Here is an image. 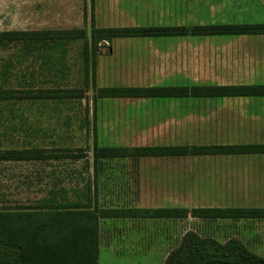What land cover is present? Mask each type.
Returning <instances> with one entry per match:
<instances>
[{"label": "crops", "instance_id": "crops-1", "mask_svg": "<svg viewBox=\"0 0 264 264\" xmlns=\"http://www.w3.org/2000/svg\"><path fill=\"white\" fill-rule=\"evenodd\" d=\"M51 1L47 5L37 3L36 8L54 7L61 9L62 15L93 14L124 21L96 30L155 28L145 26L144 17L158 16L185 15L197 23L194 26L158 27L181 28L186 31L184 35L101 41L103 44L109 42L111 47H106L105 52L99 51L96 74L105 80L110 75V79L125 83L124 86L115 84L102 89L160 88L150 86L157 80L181 81L180 84L175 82L181 86L161 88L188 90L264 86V35H199L191 32L197 27H210L207 23L217 21L211 20L214 18L253 21L243 25L264 24V0H59L56 4L53 1V6ZM38 30L56 29L40 27L31 31ZM122 39H127V43ZM117 54L120 55L118 71ZM121 73L125 74L122 78ZM182 81L191 84L182 86ZM263 99L187 96L96 101L101 104V114L105 108H110L104 111L108 115L104 119L102 116V127L112 129L109 132L112 143L143 145L130 148H177L257 143L264 135ZM255 137L258 140H254ZM184 158L207 162V171L192 174L214 177V186H217L214 192L263 190L264 154L145 157L130 159L134 161L130 167L87 169V175L91 176V210L97 216V264H166L170 255L182 246L183 224L187 220L191 222L193 234L199 237L205 234L220 244L231 239L241 245L243 241H253L251 246L264 248V219H203L190 214L202 208L262 207L228 206L222 200L185 209L180 194L177 196L183 191L181 168L147 169L138 165L144 159L176 162ZM256 184L262 187H256ZM165 193H173V196ZM154 210L190 211L186 218H154L149 215ZM253 254L264 255V252Z\"/></svg>", "mask_w": 264, "mask_h": 264}, {"label": "trees", "instance_id": "trees-1", "mask_svg": "<svg viewBox=\"0 0 264 264\" xmlns=\"http://www.w3.org/2000/svg\"><path fill=\"white\" fill-rule=\"evenodd\" d=\"M199 35H264V24L197 27L191 31ZM97 42L117 38L159 37L184 35L181 28H134L96 30ZM85 38L84 28L69 30L1 31L0 32V106L12 104L37 105L53 103L67 106L81 102L86 91L61 85L70 72L67 47ZM94 41L93 59L99 55ZM87 47V41H85ZM87 50V49H86ZM86 62L88 51H86ZM35 66L40 68L37 71ZM38 77L40 80H38ZM51 84L50 87L43 86ZM88 88V83H86ZM93 87V85H92ZM264 97V86L197 87V88H106L96 91L97 99L173 98V97ZM92 147L91 168L117 160L145 157L207 156L264 154V144L201 147ZM44 149L32 145L0 149V163L48 164L53 167L46 183L47 191L39 200L24 202L0 200V264H97V216L92 207L90 178L83 179V189L66 188L69 174L65 167L85 160L82 149L54 147ZM74 181V180H72ZM31 189L33 180L26 177ZM45 189V190H46ZM1 194V193H0ZM192 217L203 219H264V209H195ZM154 218H186L187 210H154ZM193 247L184 246L169 257L166 264H264V259L249 253L235 240L220 244L210 238L193 235ZM186 256H189L186 259ZM174 257V258H172ZM187 260V262L185 261Z\"/></svg>", "mask_w": 264, "mask_h": 264}, {"label": "rangeland", "instance_id": "rangeland-1", "mask_svg": "<svg viewBox=\"0 0 264 264\" xmlns=\"http://www.w3.org/2000/svg\"><path fill=\"white\" fill-rule=\"evenodd\" d=\"M53 1H55L56 4L59 0H52L51 6H53ZM37 3H44L47 5L49 0H0V32L13 30L31 31L39 29L40 27H48L56 30L84 28V40L79 43L73 42L67 47L68 53L66 61L67 65L70 67V72L66 75V78L61 85L68 88H82L86 91L85 95L87 98L81 102H71L67 106H57L53 103L37 105L22 104L19 107L12 104L1 105L0 149L27 146L29 143L49 150L54 147L82 149L85 151L86 156H88V161H90L89 167L91 168V150L93 144L95 143V139L97 140V145L99 146H120L124 148H130L131 146H143L140 144L132 145L130 143H112V134L109 133L112 129L102 127V116L104 119V117L108 115V113L104 111H108L110 108H105L101 114L100 102L98 103L97 101H94L96 91L102 89V87L112 86L115 84H117V86H119L118 84L124 86L125 84L123 81V83H118L115 79H110V75L107 76L105 80L96 74V61L100 58H98L97 55L93 59V43L94 41L97 42L96 40L99 36L95 33V31L98 27L117 26L124 21H120L119 19H116V17L94 16L93 14L62 15L60 14L62 12L61 9L54 7L38 9L36 8ZM144 19L146 20L144 21L145 26L155 28L180 25L194 26L197 24L194 20L192 21L190 16L185 15H182V17L177 16L175 18L169 16H158L144 17ZM211 20L217 21H209L210 23H207V25H243L251 24L253 22L252 20H237L236 22L238 23H236L233 19L223 20L219 18ZM201 26H203V24ZM85 41H87L88 48L85 47ZM127 41V39H122L123 43H127ZM106 47H111V44L109 42L104 44L102 42L96 43V49L100 52L107 51V49L105 50ZM86 51H88L87 62ZM100 52L99 55L101 54ZM119 56L120 55L117 54V71L120 68ZM108 65L109 64L107 62V66ZM35 68L37 71H40L38 66H35ZM124 75V73H121L120 77L122 78ZM38 80H40L39 77ZM175 82L180 84L179 82L181 81L157 80L151 83L152 85L150 86L160 88L168 86H181L176 85ZM187 82L188 81H182V86L191 84H188ZM86 83H88V88L85 87ZM43 86L50 87L51 84L46 85L45 83ZM255 99L260 98H254V100ZM96 129L97 133L95 134ZM254 140H258V138L255 137ZM259 140L260 141L257 143H253V141L252 143H242L240 145L264 144V135L261 136ZM131 162L134 161H130V159L124 161H111L105 163L103 168L130 167L134 164L130 165ZM85 163V160H81L80 162H76L74 164L68 163L69 165L65 167L67 174H69V178H65L66 180L64 185L66 188L83 189L85 185V182L83 183V179L87 180L90 178L91 183V176L87 175L88 172L85 171ZM138 165L141 168L147 169L181 168L184 173L183 191L181 193H177V196L180 194L181 203L185 209L207 206L218 201L222 202V200L225 202L224 204L228 206H237V204H240L257 208L262 207V209H264V185L262 188L263 190H260L259 192L245 191L241 193H220L214 192V187H217L214 186V177L209 175H193L192 173L207 171V162L205 160L184 158L180 161L177 160L174 162L162 159H144L141 160ZM53 167L56 166L49 167L48 164L17 165L0 163V200L11 203L15 200L24 202L27 200L36 201L41 199L47 191L46 183H50L49 179L44 177L46 175H51ZM28 176L33 180L31 189H28L26 186V177ZM256 187L260 188L262 185L256 184ZM165 194L171 196L173 193ZM190 223L191 222L187 220L184 221L183 224L184 237L182 244L188 247L187 249L193 247L197 243L192 241V236L195 234L191 231L192 227ZM199 238L205 239L209 237H206L205 234H200ZM232 240L234 241L235 239L228 241ZM228 241H225V243ZM235 241L239 243V241ZM253 243V241H243L242 246L251 254L255 252H264V248H255L254 245L251 246ZM258 245L260 246V243H258ZM254 255L264 259V255L262 254ZM188 257L189 256H186V259H188ZM185 261L187 262V260Z\"/></svg>", "mask_w": 264, "mask_h": 264}]
</instances>
